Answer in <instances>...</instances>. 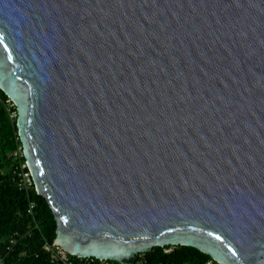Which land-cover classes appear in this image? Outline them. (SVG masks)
<instances>
[{
	"label": "water",
	"instance_id": "95a60500",
	"mask_svg": "<svg viewBox=\"0 0 264 264\" xmlns=\"http://www.w3.org/2000/svg\"><path fill=\"white\" fill-rule=\"evenodd\" d=\"M0 38L55 243L264 264V0H0Z\"/></svg>",
	"mask_w": 264,
	"mask_h": 264
},
{
	"label": "trees",
	"instance_id": "16d2710c",
	"mask_svg": "<svg viewBox=\"0 0 264 264\" xmlns=\"http://www.w3.org/2000/svg\"><path fill=\"white\" fill-rule=\"evenodd\" d=\"M17 122L16 106L0 88V243L16 231L29 233L10 255V263L52 264L44 244L55 242L58 225L48 200L37 193L35 185L29 191L20 186V174L30 170L22 169L23 164H27L26 159L24 154L21 157L17 154L22 149ZM31 201L36 203V221L27 213ZM167 249L172 251L166 253ZM144 256L148 264H184L186 261L206 264L211 259L198 249L183 245L157 246Z\"/></svg>",
	"mask_w": 264,
	"mask_h": 264
},
{
	"label": "built area",
	"instance_id": "2783aa9c",
	"mask_svg": "<svg viewBox=\"0 0 264 264\" xmlns=\"http://www.w3.org/2000/svg\"><path fill=\"white\" fill-rule=\"evenodd\" d=\"M12 116L14 115L12 114ZM17 154L19 155V153ZM26 167H28L27 164H23L22 169H25ZM20 176H21V182H20L21 188L25 189L26 191H29L34 185L31 172L30 171L22 172ZM35 208H36V203L34 201H31L29 203L27 213L30 216L34 217ZM34 221H36L35 217H34ZM37 227L38 224L36 223V228ZM28 234L29 233H22L21 231H16L0 243V264H11L9 261L10 255L15 251L17 244L21 240L26 238ZM44 250L49 254V259L52 264H128L113 260L84 258V257L74 256L55 242L50 243L46 241L44 244ZM171 251L172 249L165 250L166 253H170ZM23 255L24 254H22L21 256ZM134 264H148V260L146 259L144 254H139ZM184 264H193V263L191 261H186ZM206 264H222V263L217 262L211 258L206 262Z\"/></svg>",
	"mask_w": 264,
	"mask_h": 264
},
{
	"label": "rangeland",
	"instance_id": "374dc122",
	"mask_svg": "<svg viewBox=\"0 0 264 264\" xmlns=\"http://www.w3.org/2000/svg\"><path fill=\"white\" fill-rule=\"evenodd\" d=\"M22 150H23V149H20V150L18 151V153H19V157H21V156L23 155Z\"/></svg>",
	"mask_w": 264,
	"mask_h": 264
},
{
	"label": "snow or ice",
	"instance_id": "6c2138e0",
	"mask_svg": "<svg viewBox=\"0 0 264 264\" xmlns=\"http://www.w3.org/2000/svg\"><path fill=\"white\" fill-rule=\"evenodd\" d=\"M0 43H2V38H0Z\"/></svg>",
	"mask_w": 264,
	"mask_h": 264
}]
</instances>
